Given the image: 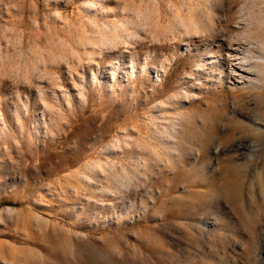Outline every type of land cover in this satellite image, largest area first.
Instances as JSON below:
<instances>
[{
	"label": "rangeland",
	"instance_id": "rangeland-1",
	"mask_svg": "<svg viewBox=\"0 0 264 264\" xmlns=\"http://www.w3.org/2000/svg\"><path fill=\"white\" fill-rule=\"evenodd\" d=\"M256 21L264 0H0V264H264V76L221 67L227 42L264 57Z\"/></svg>",
	"mask_w": 264,
	"mask_h": 264
},
{
	"label": "bare ground",
	"instance_id": "bare-ground-1",
	"mask_svg": "<svg viewBox=\"0 0 264 264\" xmlns=\"http://www.w3.org/2000/svg\"><path fill=\"white\" fill-rule=\"evenodd\" d=\"M256 23L258 32L264 33V22L256 21ZM251 45L262 50L264 49V40L259 38L256 42L251 43ZM223 46L224 58L223 62H221V67H224V70L227 71L228 78L237 84L251 87L254 82V76H258L259 74L264 76V57H253L251 54L244 52V47L241 50L239 44L237 43L227 42L224 43ZM243 46L248 45L245 43ZM257 96L261 95L258 94ZM240 146L241 144L239 147Z\"/></svg>",
	"mask_w": 264,
	"mask_h": 264
}]
</instances>
